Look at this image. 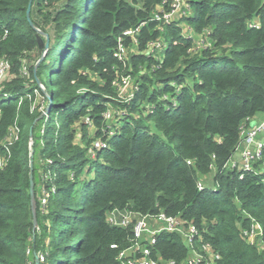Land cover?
<instances>
[{
    "label": "trees",
    "instance_id": "obj_1",
    "mask_svg": "<svg viewBox=\"0 0 264 264\" xmlns=\"http://www.w3.org/2000/svg\"><path fill=\"white\" fill-rule=\"evenodd\" d=\"M186 1L163 24L164 0H0L15 76L0 84V264H120L133 234L108 222L114 210L194 224L217 264H264V176L228 166L241 127L264 114V0ZM125 76L135 89L121 99ZM151 250L188 254L177 231Z\"/></svg>",
    "mask_w": 264,
    "mask_h": 264
},
{
    "label": "built area",
    "instance_id": "obj_2",
    "mask_svg": "<svg viewBox=\"0 0 264 264\" xmlns=\"http://www.w3.org/2000/svg\"><path fill=\"white\" fill-rule=\"evenodd\" d=\"M164 3L168 5V9L159 7L158 10L160 9V12L155 13L153 16L159 23H170L171 21L178 19L181 15L190 12V5L186 0H164ZM249 25L255 27L257 24L255 22H250ZM136 33L137 30L135 29L123 32L124 35H134ZM118 41L120 43L117 56L119 59L125 61V46L120 39ZM152 46H159V43L150 42L149 47L151 48L149 51L152 50ZM7 67V60L5 58L0 59V78ZM129 81V76L122 78L121 83L119 84L120 97L121 86L127 85ZM109 116L110 113H107L106 117ZM240 134V143L234 153L235 155H233L234 158H231L228 166L236 168L239 172L240 178L249 172H254L255 174L258 172L260 175L264 176L263 164H261V167H263L262 170L257 171L255 168V164L264 156V119L252 126H247L246 124L243 125ZM100 146L101 144L99 141H95L94 147L96 148ZM91 151L92 150L90 149V152ZM236 153H238V158L236 157ZM187 163H189V161H187ZM5 164L6 158L0 153V170ZM197 187L198 189H203L204 183L199 181ZM46 195L47 194L45 193V196ZM41 200L42 203H44L45 197ZM107 220L112 225L122 227L131 226L133 234L131 245L118 254L120 264H176L173 260H163L157 252L154 253L153 256L151 245L156 242V236L162 231H177L184 235V243L188 247V254L180 264H217V261L220 259L219 254L213 251L210 244L201 242V236L198 234V229L194 224L190 223L188 227L184 229L182 220L176 216H168L163 212L151 215L127 210H114L107 214ZM251 221H253L252 218ZM261 231V226L253 222L248 230H244V235L248 240L251 238L249 242L252 243L261 234Z\"/></svg>",
    "mask_w": 264,
    "mask_h": 264
},
{
    "label": "rangeland",
    "instance_id": "obj_3",
    "mask_svg": "<svg viewBox=\"0 0 264 264\" xmlns=\"http://www.w3.org/2000/svg\"><path fill=\"white\" fill-rule=\"evenodd\" d=\"M204 41V43H206L207 44V40L205 39V40H203ZM133 48H132V46H130V47H126L125 46V52L126 53H128L129 51H131ZM0 59H2V58H0ZM7 63H8V67L6 68V70L3 72V74H2V76H1V78H0V81H6V80H9V79H12V78H14L15 76H14V74L10 71V63H9V61H7ZM24 69H21L20 70V73L21 74H23L24 73ZM1 83V82H0ZM133 90H134V85H133V83H132V81H131V78H130V81H129V83L127 84V85H122L121 86V89H120V95H121V99H124V98H127V97H129L130 95H131V93L133 92ZM44 112V111H43ZM259 116H260V118L258 119V122L259 121H261V120H263L264 119V114H259ZM90 131H93L92 129H90ZM263 165H264V163H263ZM262 168L263 167H261L260 168V170H262ZM212 176V175H211ZM206 181H207V185L208 186H210L211 184H212V177H209L208 179L206 178ZM205 185V184H204ZM206 185V186H207ZM36 205H35V201L33 202V207H34V209L36 208L35 207ZM34 231H35V233L37 232H40V229H39V227L37 226V224L35 223L34 224ZM251 239V238H250ZM249 239V240H250ZM255 242V241H254ZM253 243V242H252ZM35 258H36V262L37 263H39L40 261H42L41 260V256L39 255V254H36V256H35Z\"/></svg>",
    "mask_w": 264,
    "mask_h": 264
},
{
    "label": "water",
    "instance_id": "obj_4",
    "mask_svg": "<svg viewBox=\"0 0 264 264\" xmlns=\"http://www.w3.org/2000/svg\"><path fill=\"white\" fill-rule=\"evenodd\" d=\"M29 9H30V3L28 5V8H27V18L29 19ZM48 39L46 40L45 44H44V47L45 49L48 47ZM49 108V107H48ZM47 108V109H48ZM32 161V160H31ZM30 196H31V204H32V212H33V216L35 218V209L33 207V202H34V184H33V176H32V167H31V164H30ZM35 220V219H34ZM35 222V221H34ZM37 261V260H36Z\"/></svg>",
    "mask_w": 264,
    "mask_h": 264
},
{
    "label": "crops",
    "instance_id": "obj_5",
    "mask_svg": "<svg viewBox=\"0 0 264 264\" xmlns=\"http://www.w3.org/2000/svg\"><path fill=\"white\" fill-rule=\"evenodd\" d=\"M259 118H260V116L258 115V116H256V117L250 119V120L248 121V123H246V125H247V126H252V125L256 124V123L258 122V119H259ZM234 155H235V154H234ZM236 157L238 158V153H236ZM232 158H234V156H233Z\"/></svg>",
    "mask_w": 264,
    "mask_h": 264
}]
</instances>
